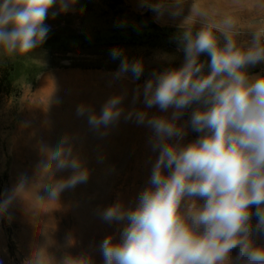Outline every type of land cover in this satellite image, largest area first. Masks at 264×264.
Segmentation results:
<instances>
[{
	"label": "rangeland",
	"instance_id": "374dc122",
	"mask_svg": "<svg viewBox=\"0 0 264 264\" xmlns=\"http://www.w3.org/2000/svg\"><path fill=\"white\" fill-rule=\"evenodd\" d=\"M124 2L123 7L112 8L106 0H72L67 9H62L61 0H56L44 25L49 31L63 28L77 34L107 35L113 30L139 27L136 16L149 15L161 27L192 31L202 27L205 20L219 22L232 17L239 32L237 40L245 46L250 45L255 31L264 28V0ZM129 51L148 68L184 61L178 39L149 42ZM91 52L62 53L65 60L60 63L69 66L68 58L94 59ZM56 56L43 48L23 55H8L0 48V66L13 69L0 99V264H45L36 257L41 250L57 262L71 256L103 264L101 242L108 236L119 242L127 223L105 221L103 211L116 204L135 208L140 193L149 186L152 165L158 156L149 142L152 129L146 123H137L138 111L131 107H146L143 73L136 79L131 71L117 76L118 71L48 67L59 61ZM202 59L210 58L203 54ZM261 68L264 63L248 67ZM119 85L125 86L123 95L135 86L140 99L120 100L117 106L124 111L115 121L98 128L92 126L89 116L101 113L107 101L117 96ZM41 86L49 91L48 97ZM81 106L89 111L79 114ZM195 107L187 109L177 121L185 126L182 144L201 135L189 123ZM148 109L147 118L172 113V109L161 112L156 106ZM46 120L53 122L49 130H43L42 122ZM69 149L68 159L76 160L79 169L58 168L59 159H50L58 150L67 155ZM46 165H50L47 171ZM78 170L87 171V180L63 189L56 202L49 200L50 187L46 185L67 179ZM252 211L255 213V206ZM256 219L253 215V226ZM253 239L256 246H264V231L254 233ZM236 251L231 253L233 258Z\"/></svg>",
	"mask_w": 264,
	"mask_h": 264
},
{
	"label": "clouds",
	"instance_id": "9594fccd",
	"mask_svg": "<svg viewBox=\"0 0 264 264\" xmlns=\"http://www.w3.org/2000/svg\"><path fill=\"white\" fill-rule=\"evenodd\" d=\"M71 2L61 0L62 9ZM55 3L2 0L0 48L8 55L36 49L47 37L44 21ZM238 35L232 17L205 20L198 30L181 33L182 65L146 81V107L172 113L151 118L143 111L135 114L138 124L152 129L149 142L158 156L136 207L116 204L103 211L105 221H127L119 242L111 236L101 242L103 264H264V246L253 239L264 231V75L247 71L264 63V28L254 32L249 46L239 43ZM203 54L210 59L202 61ZM110 55L117 59L121 52L114 49ZM128 71L138 79L143 65L125 59L116 75ZM118 104L120 97L110 98L99 115L89 116V123L109 125L121 114ZM193 105L189 123L201 135L182 144L185 126L177 121ZM85 111L84 106L78 109L79 114ZM70 154V149L67 155L58 150L50 159H59L58 168L79 169L76 160L69 161ZM87 178L86 170H78L46 185L49 200L56 202L63 189ZM36 257L45 264H90L71 256L57 262L44 250Z\"/></svg>",
	"mask_w": 264,
	"mask_h": 264
},
{
	"label": "trees",
	"instance_id": "16d2710c",
	"mask_svg": "<svg viewBox=\"0 0 264 264\" xmlns=\"http://www.w3.org/2000/svg\"><path fill=\"white\" fill-rule=\"evenodd\" d=\"M114 7H123L125 5L124 0H106ZM2 3V0H0ZM136 22L139 27H129L128 29H120L119 31L113 30L107 35H103L100 32L91 34H77L74 31H68L67 29L58 28L56 31H48L45 41L37 48H43L49 51L51 55L56 54V58L59 61L47 64L48 67H60V68H77L84 70H106V71H119L121 62L127 60L129 64L138 61L142 63L139 56L129 51V48L142 46L147 43H154L158 40L163 41L169 38L170 40H179L182 32L189 31L178 28H165L157 25L149 15L136 16ZM192 31V30H190ZM118 49L121 55L117 59H113L110 53L112 50ZM92 51L89 55L94 59L84 58L81 60L68 58L71 61L69 66H64L60 61L65 59L61 54L80 53L82 51ZM60 53V54H59ZM61 56V57H59ZM200 59L203 61L202 56ZM181 63H172L163 67H145L143 66L144 79L146 81L153 78V74H158L166 69L178 68ZM12 67L9 65L0 66V99L3 94V89L9 80V76Z\"/></svg>",
	"mask_w": 264,
	"mask_h": 264
},
{
	"label": "crops",
	"instance_id": "0c3cea01",
	"mask_svg": "<svg viewBox=\"0 0 264 264\" xmlns=\"http://www.w3.org/2000/svg\"><path fill=\"white\" fill-rule=\"evenodd\" d=\"M247 71H248V73L250 74V75H253V76H256V75H264V68H261V69H257V70H250V69H247ZM42 87V91L46 94V97H48V94H49V91L46 89V90H44L43 89V86H41ZM124 88H125V86L124 85H119V86H117V96L118 97H120V100H125V99H129V100H132L133 102H135V101H138L139 99H140V95L138 94L139 93V90L138 89H135V86H131L130 87V91H127V95H123V94H121L122 92H124ZM137 93V94H136ZM142 97H144V92H143V95H142ZM118 107V106H117ZM132 108H134V109H137V111L139 112L140 110H142L143 112H146V114H147V117H149V115H150V111H149V109L146 111V108L147 107H145V106H142V108L140 107V106H131ZM119 108V107H118ZM122 111H124V108L123 109H121ZM122 111H121V113H122ZM164 115H166V113H164ZM48 118V117H47ZM39 123V122H38ZM38 123H36L37 125H38ZM42 123H44L45 124V128H43V130H49V128H48V125L49 124H53V122L52 121H50V120H46V121H44V122H42ZM36 130H39L38 128L36 129Z\"/></svg>",
	"mask_w": 264,
	"mask_h": 264
},
{
	"label": "built area",
	"instance_id": "2783aa9c",
	"mask_svg": "<svg viewBox=\"0 0 264 264\" xmlns=\"http://www.w3.org/2000/svg\"><path fill=\"white\" fill-rule=\"evenodd\" d=\"M252 41V39H250V42Z\"/></svg>",
	"mask_w": 264,
	"mask_h": 264
}]
</instances>
